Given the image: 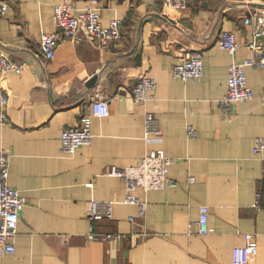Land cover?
Instances as JSON below:
<instances>
[{
	"label": "crops",
	"instance_id": "1",
	"mask_svg": "<svg viewBox=\"0 0 264 264\" xmlns=\"http://www.w3.org/2000/svg\"><path fill=\"white\" fill-rule=\"evenodd\" d=\"M2 1L9 9L0 18V50L25 66L0 73L9 93L0 149L8 153V184L25 205L15 249L0 251V264H232L246 232L257 241L246 264H264V148L253 150L256 137L264 140V66L245 67L250 99L227 112L219 105L228 65L252 58L253 26L244 18L251 11L264 16V0H195L179 10L154 0H70L97 8L102 25L121 19L120 36L106 46L64 38L51 58L39 39L55 29L53 6L63 0ZM223 30L235 35L233 52L216 43ZM188 48L202 54L195 80L172 72ZM143 75L156 82L153 97L136 102L132 88ZM97 94L108 99V114L92 116L89 144L62 152L63 128L76 125ZM146 112L157 119L159 140L145 136ZM157 148L172 158L168 176L177 183L136 187L133 194L145 202L140 214L137 203L124 201V181L105 171L136 164ZM90 199L111 202V216L94 224L119 232L118 240L87 237ZM200 205L209 210L204 234L197 231Z\"/></svg>",
	"mask_w": 264,
	"mask_h": 264
},
{
	"label": "built area",
	"instance_id": "2",
	"mask_svg": "<svg viewBox=\"0 0 264 264\" xmlns=\"http://www.w3.org/2000/svg\"><path fill=\"white\" fill-rule=\"evenodd\" d=\"M195 0H154L155 4L168 6L173 9H183ZM9 9L7 1L0 2V18L6 15ZM245 24L253 26V36L247 41L252 50V58L234 61L228 65L226 78V91L219 100L220 108L227 112L232 104L237 101L250 99L253 95L252 89L246 82L245 67L264 66V40L256 37L264 35V16L256 11H251L244 18ZM53 31H44L40 35L39 45L45 58H51L59 42L64 38L78 39L81 36L91 43L106 46L120 36L122 20L114 18L107 25H102L100 12L97 8L86 5L75 6L70 0H63L53 6ZM217 45L229 52L237 47L235 35L232 31L223 30L216 39ZM25 61L16 60L0 50V73L6 71L22 72ZM203 71L202 54L197 49L188 48L172 67L173 75L182 79H198ZM156 82L154 78L143 75L133 86L132 95L136 102L152 98ZM9 100L8 90L0 85V124L9 121L7 105ZM109 112L108 99L95 95L90 102V111L80 115L76 125L63 128L60 141L61 150L64 153H73L84 144H89L93 134L91 132L92 116H106ZM145 136L150 134L160 139L161 131L156 117L152 112H146L144 117ZM189 134L194 131L188 128ZM264 148V140L261 137L254 139V152H260ZM8 153L0 149V251L13 252L14 238L17 233V225L22 209L25 205V197L19 190L8 184ZM172 158L164 153L161 148L152 149L141 157L138 163L124 167L110 166L105 173L120 177L125 184V199L127 203H137L139 212L143 214L145 202H141L133 191L136 187L145 190L161 188L164 185L174 186L176 181L168 176V167ZM187 181H194L192 175L187 176ZM262 193L260 190L255 194V206L261 204ZM208 207L199 206V217L197 220V231L208 233ZM111 216V202L90 199L86 206V217L90 220V231L87 237L93 240H118L119 232H99L95 229L94 222L101 217ZM133 220V217H129ZM143 234L147 232L143 230ZM245 243L243 246L234 247L231 253L232 264H246L249 256L257 252V241L253 233H244Z\"/></svg>",
	"mask_w": 264,
	"mask_h": 264
},
{
	"label": "water",
	"instance_id": "3",
	"mask_svg": "<svg viewBox=\"0 0 264 264\" xmlns=\"http://www.w3.org/2000/svg\"><path fill=\"white\" fill-rule=\"evenodd\" d=\"M96 80V76H92V78L89 80L88 84L93 83Z\"/></svg>",
	"mask_w": 264,
	"mask_h": 264
}]
</instances>
